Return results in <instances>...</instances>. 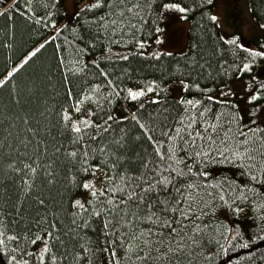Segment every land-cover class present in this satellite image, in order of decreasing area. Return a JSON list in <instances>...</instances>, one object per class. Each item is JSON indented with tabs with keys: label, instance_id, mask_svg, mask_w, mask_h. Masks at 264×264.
<instances>
[{
	"label": "trees",
	"instance_id": "1",
	"mask_svg": "<svg viewBox=\"0 0 264 264\" xmlns=\"http://www.w3.org/2000/svg\"><path fill=\"white\" fill-rule=\"evenodd\" d=\"M85 1L77 0L80 9L72 22L65 23L64 0H60L49 8L50 19L38 24L36 20L42 9L37 0H0V80L19 68L0 88V221L8 226L9 234H43L49 223H53L55 226L51 230L60 236L59 241L50 242L57 257L55 264H112L111 250L117 251L118 256L121 251L110 243L115 237L106 236L103 221L93 217L91 211L74 215L77 210L72 203L83 194V189H76L70 183L74 169L66 153L78 146L72 144L76 134L65 125L62 113L75 111L71 105H79L81 112L90 107L93 121L103 125L107 114L113 115L120 104L130 102L127 98L129 88L141 89L155 81L161 90L184 79L196 81L202 88L218 90L236 80L234 66L239 63L238 56L234 55L235 46L224 43L227 39L220 25L214 26L209 20V15L215 11V0L212 5H204L202 0H183L190 9L186 21L191 24L185 54H163L154 59L133 53L127 60L119 57L98 59V56L108 48L135 46L131 38L133 32L137 40L155 41L152 21L156 19L154 9L159 7L161 0H157L152 9L140 10L143 21L126 14L125 23L132 19L136 29L125 28L123 34L119 31L122 25L115 31L99 28L94 21L101 15L108 16V20L117 17L110 14L109 8L82 12L81 9L86 8L82 7ZM52 2L49 0L50 4ZM250 8L253 18L264 25V0H250ZM51 21L56 22V29L43 27L44 22ZM158 22L162 27L163 21ZM45 40L52 42L20 68L27 54ZM260 42L264 45V36ZM194 61L198 63L192 67ZM226 71L233 75H225ZM200 95L195 89L183 92L188 98H200ZM160 101L159 105L145 102L142 108L124 119L110 121L107 132L88 129L81 143L87 142L95 148L88 139L94 131H99L97 142L101 145L123 137L126 164L135 173L142 158H151L152 148L132 117L137 116L141 123L156 128L158 135V127L162 123L171 125L180 108L178 100L171 97L164 96ZM205 102L208 103L206 99ZM233 105L208 103L213 112L223 114L225 123L235 114ZM32 169H35L34 174ZM209 170L212 173L209 180L213 183L225 179L232 181L233 186L247 182V177L232 164L209 165ZM241 206L244 210L239 216L220 206L213 213L206 210V215L198 222L202 232L196 238L201 247L189 249L192 264H264V221L259 219L260 213L254 206ZM137 225L140 231L148 229V225L137 221L132 230H136ZM228 228L232 231L228 232ZM6 243L10 252L15 245L11 241ZM81 245L89 251L83 252ZM27 247L38 254L40 244ZM0 264H8V258L2 254ZM48 264L53 261L49 260ZM121 264H140V261L122 259ZM145 264L161 262L154 259ZM181 264H188V259L181 257Z\"/></svg>",
	"mask_w": 264,
	"mask_h": 264
},
{
	"label": "snow or ice",
	"instance_id": "2",
	"mask_svg": "<svg viewBox=\"0 0 264 264\" xmlns=\"http://www.w3.org/2000/svg\"><path fill=\"white\" fill-rule=\"evenodd\" d=\"M37 2L42 9L40 18L36 20L39 24L46 21V18L50 19L52 14L49 8L54 7L60 0H53L51 4L49 0ZM156 2L157 0H94L81 11L109 8L110 14L117 19L108 20V16L101 15L94 23L106 32L115 31L118 25H122L119 31L123 34L125 28L136 29L132 19L143 21L140 10L152 9ZM213 2L214 0H202L204 5H212ZM154 10V40L156 44H163L165 29L158 21L171 20L172 14H181L177 18L187 20L190 9L185 6L183 0H161L159 7ZM126 14L132 19L125 23ZM106 20L108 23H105ZM209 20L214 26L220 25V17L216 14L209 15ZM43 27L56 29L57 25L55 21H51L44 22ZM260 27L264 28V25ZM131 38L140 49L145 47L143 40L135 38V32L131 34ZM239 41L240 37L235 36L224 40V43L234 45V55L239 58V63L234 66V75L247 101L248 123H244L239 105L232 106L235 114L229 116L227 123L222 121V113L218 115L208 106V103H226L219 101V96L237 95L231 85L225 84L217 95H208L207 93L216 90L202 88L196 81L186 82L180 79L182 92L195 89L201 95L200 98L179 97L177 102L180 108L171 125L162 123L158 127L157 135L156 128H149L145 123H141L137 116L132 117L143 130L152 148L151 158H142L135 173L131 172L126 164V141L123 137L111 141L110 144L101 145L97 142L99 131H94L88 139L96 145L95 148L90 147L87 142L81 143L88 129L107 132L111 127L109 122L113 121L111 114H107L103 125H99L88 119L77 123L69 111L62 113L63 122L76 134L72 144L78 146L66 153L74 169L70 183L76 189H83L85 197L84 200L74 199L72 207L77 210L74 215L91 211L93 217L103 221L106 236L115 237L110 243L121 250L119 256L117 251L111 250L112 264H121L122 259L131 262L133 258L140 261V264L154 259L161 264H181V257H186L188 264H192V252L189 249L194 246L201 247L196 238L197 234L202 232L198 222L206 215V210L207 213H213L217 206L225 207L237 216L244 210L242 204L254 206L260 213L259 219L264 221V128L260 126L264 124V80H258L256 75L243 79L246 73L252 74L254 68L264 66V45L254 48ZM51 42L45 40L39 43L27 54L20 68L37 57ZM92 47H95V44H92ZM111 51L112 49L108 48V52ZM240 53L246 55L240 56ZM117 55L122 60L128 59L126 55ZM161 55L162 53L155 52L153 58L159 59ZM196 63L198 62L194 61L192 67ZM18 71L19 68H14L8 72L6 78L0 80V88ZM181 75L183 76V73ZM225 75L233 74L226 71ZM159 88V84L151 81L139 90L127 89V98L134 102L139 101L135 106L142 108V98L147 93L158 95ZM149 100L157 105L161 103L158 98L149 97ZM70 107L76 112H81L79 105ZM258 120L260 123H257ZM136 139L139 140L140 137ZM217 163L234 165L247 177V182L235 186L227 179L213 183L209 180L212 175L209 165ZM32 172L34 174L35 169H32ZM98 178L99 185L96 183ZM40 203L43 204V201ZM137 221L148 225L147 231H140L139 225L136 230H132ZM54 226L49 223L43 234H9L8 226L0 221V254L8 258V264H36L37 261L39 264H48L49 260L55 264L57 257L52 252L50 242L59 241L60 236L54 235L51 230ZM227 231L231 232L232 229L228 228ZM239 235L237 232V237ZM7 241L15 245L10 252L7 250ZM38 242V254L28 250L27 246H36ZM81 248L83 252L89 251L84 245H81ZM77 258L83 259L79 256Z\"/></svg>",
	"mask_w": 264,
	"mask_h": 264
},
{
	"label": "rangeland",
	"instance_id": "3",
	"mask_svg": "<svg viewBox=\"0 0 264 264\" xmlns=\"http://www.w3.org/2000/svg\"><path fill=\"white\" fill-rule=\"evenodd\" d=\"M94 0H86L82 7H86L89 4H92ZM63 8L67 15V22H72L76 15L79 12V7L77 5V0H64ZM213 14H216L220 17V27L222 34L226 39L239 36L240 42L245 45L258 48L261 45L260 40L264 36V32L261 24L255 20L251 13L250 0H215V11ZM181 14H172V19L163 21L162 27L165 29L164 33V43L156 44L153 42H145V47L140 49L137 45L131 48H121V47H112L111 53L105 51L98 56V59L109 58V57H119L117 54L129 56L133 53H140L147 56H153V53L160 52L163 54H185L188 51L189 44V30L190 22L186 20H180L177 17ZM250 75H256L258 80H264V66L254 68L252 74H245L243 79H248ZM233 89L237 92V95L232 97L219 96L218 100L223 102L232 103L234 105L240 106V113L244 116V123H248V116L246 114L247 101L244 97V92L240 88L238 80L229 83ZM223 88V87H222ZM139 90V89H133ZM219 89L211 92L209 95H217ZM158 95L156 93H147V95L142 98L144 103L150 102L149 97L161 99L164 96L171 97L175 100H178L179 97H184L183 92L181 91L179 81L173 82L165 86L163 89H157ZM139 104V101L126 102L124 101L113 113V121L124 119L126 116L132 114L134 110L137 109L135 105ZM85 111L87 115H85ZM70 114L73 117V120L77 123L84 119L93 121L92 109L90 107L86 108L82 112L70 111ZM79 118V119H77ZM257 123H260L258 120ZM264 125V124H261ZM215 173H219L215 171ZM99 178L96 183L99 185ZM75 199L84 200L85 197L83 194L77 196Z\"/></svg>",
	"mask_w": 264,
	"mask_h": 264
}]
</instances>
